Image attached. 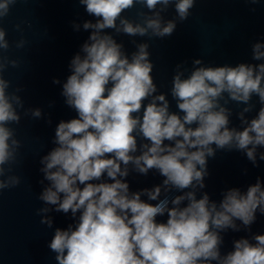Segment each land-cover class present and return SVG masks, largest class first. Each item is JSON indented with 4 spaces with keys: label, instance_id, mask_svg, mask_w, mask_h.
Returning <instances> with one entry per match:
<instances>
[{
    "label": "clouds",
    "instance_id": "obj_1",
    "mask_svg": "<svg viewBox=\"0 0 264 264\" xmlns=\"http://www.w3.org/2000/svg\"><path fill=\"white\" fill-rule=\"evenodd\" d=\"M16 2L0 0V24ZM79 3L95 22L82 24L91 32L71 59L61 91L77 117L58 123L54 147L40 159L44 187L38 199L45 205L37 210L40 223L52 228L53 211L70 213L75 220L66 229L56 228L48 244L57 264H264V234L236 239L231 251L221 252L222 233L251 232L257 213L264 215V181L257 177L245 191L229 188L219 202L203 191L208 160L217 151L242 152L254 167L264 161L259 151L264 149V42L251 46V59L259 63L216 66L198 58L190 71L177 64L170 88L178 109L173 112L168 94H157L149 43L132 40L136 50L129 55L105 30L170 37L197 0ZM136 4L148 10L138 13L139 22L123 15ZM173 5L176 16L166 20L162 14ZM15 29L21 31V25ZM73 29L81 25L73 22ZM25 43L21 39L16 47ZM9 48L0 26V193L21 183L11 174L21 141L10 125L20 123L24 101L18 94L22 89L10 92L11 82L4 78L9 66H19L3 54ZM53 83L61 81L54 78ZM254 96L260 107L249 118ZM229 101L245 105L236 114L240 127L231 126ZM29 114L44 115L40 108L26 109L24 115ZM151 170L162 182L130 191V173L146 176ZM173 192L180 194L170 196ZM165 214L166 222H158Z\"/></svg>",
    "mask_w": 264,
    "mask_h": 264
},
{
    "label": "water",
    "instance_id": "obj_2",
    "mask_svg": "<svg viewBox=\"0 0 264 264\" xmlns=\"http://www.w3.org/2000/svg\"><path fill=\"white\" fill-rule=\"evenodd\" d=\"M139 12L148 13V10L136 4L123 15L139 22ZM162 15L166 20L175 18L174 5ZM86 20L95 22V17L87 14L79 0H17L0 24L6 29V39L10 44L3 54L19 61L18 67L7 68L4 78L11 82L10 92L17 87L22 89L18 94L24 101V109H18L20 123L10 125L21 141L17 163L12 165L11 174L20 176L21 183L0 193V264H57L56 254L48 244L56 228L66 229L75 223L70 213L53 211L49 213L53 227L48 228L40 223L41 215L37 210L45 206L38 199L44 187L40 183L43 179L40 159L54 147L52 141L58 123L77 117L75 110L66 105L61 91L62 84L71 74V59L80 52L81 45L90 35L91 30L82 28ZM73 22L81 25L79 31L73 29ZM16 24L21 25V31L15 29ZM105 31L112 34L118 43H123L129 55L136 50L132 40L149 43L157 94H168L170 110L176 112L178 109L170 88L177 64L184 63L190 71L192 61L198 58L206 65L216 66L259 63L251 59V46L257 41L264 42V0L256 4L246 0H197L188 20L178 22L173 35L163 39L118 35L111 29ZM21 39L26 43L23 48H17L16 43ZM54 78L61 83L54 84ZM251 102L256 107L246 114L249 118L255 116L260 107L258 97L254 96ZM226 106L232 109L231 126L240 127L236 114L245 105L229 101ZM29 108L42 109L43 117L25 116L24 111ZM258 164L259 167H254L239 151H217L215 158L208 160L209 175L205 178L203 191L217 202L222 199V192L229 188L245 191L257 177L264 181V161L258 160ZM126 179L130 191L135 192L159 185L163 177L151 170L146 176L131 172ZM177 194L180 193L173 192L170 196ZM142 199L147 200V197ZM157 220L166 222L167 215L157 217ZM252 234H264V215L257 213L251 232L229 230L222 233V254L233 249L234 240L250 238Z\"/></svg>",
    "mask_w": 264,
    "mask_h": 264
}]
</instances>
